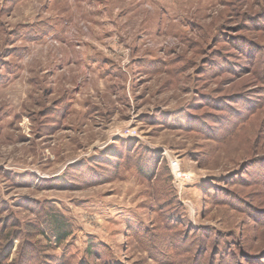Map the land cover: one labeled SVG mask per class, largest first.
<instances>
[{"label": "rangeland", "instance_id": "374dc122", "mask_svg": "<svg viewBox=\"0 0 264 264\" xmlns=\"http://www.w3.org/2000/svg\"><path fill=\"white\" fill-rule=\"evenodd\" d=\"M29 245L26 264H264V0H0V264Z\"/></svg>", "mask_w": 264, "mask_h": 264}, {"label": "trees", "instance_id": "16d2710c", "mask_svg": "<svg viewBox=\"0 0 264 264\" xmlns=\"http://www.w3.org/2000/svg\"><path fill=\"white\" fill-rule=\"evenodd\" d=\"M29 27V26H28ZM51 27H48L47 24H35L34 26H30L29 28H22V31L20 34L23 35V37L25 36V39L29 40V41H39L41 39H43L45 36L51 34ZM139 165V164H138ZM140 170L141 167L140 165L138 166ZM46 223L49 225L51 231L54 233V235L57 237L58 242H62L65 240V238H67L71 233L69 229V226L67 225L66 221L57 214H53L48 212L46 215ZM179 225L177 223H174V221L170 220V219H163L162 224L160 226L161 229H164L166 231L169 232H174L175 230H177V227ZM138 238H141L144 242H145V246L147 247V250L149 251V253H151L152 251V246L153 247H159L157 246V242L158 240V235L152 234V232L147 231L144 232L143 231H138L136 232ZM179 236L176 235V233H173V236L169 235L170 240H172L173 245H182V239L178 238ZM29 248H25V252L23 254H20V258L17 261L18 264H20L21 262H29V261H33L34 259V255L33 252L35 250V246H31L29 245ZM151 246V247H150ZM160 249V248H159ZM162 250V249H161ZM164 253L165 251L162 250ZM92 252L90 257L95 255V253ZM88 259V258H87ZM65 261V260H64ZM66 262V263H65ZM63 264H67V261H65Z\"/></svg>", "mask_w": 264, "mask_h": 264}]
</instances>
